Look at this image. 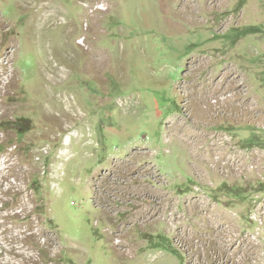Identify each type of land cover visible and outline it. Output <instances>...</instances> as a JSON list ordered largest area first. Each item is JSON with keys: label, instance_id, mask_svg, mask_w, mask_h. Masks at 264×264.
<instances>
[{"label": "rangeland", "instance_id": "1", "mask_svg": "<svg viewBox=\"0 0 264 264\" xmlns=\"http://www.w3.org/2000/svg\"><path fill=\"white\" fill-rule=\"evenodd\" d=\"M0 264H264V0H0Z\"/></svg>", "mask_w": 264, "mask_h": 264}, {"label": "bare ground", "instance_id": "2", "mask_svg": "<svg viewBox=\"0 0 264 264\" xmlns=\"http://www.w3.org/2000/svg\"><path fill=\"white\" fill-rule=\"evenodd\" d=\"M219 90H220V89H218V91H219ZM214 91H215V90H214ZM214 91H213V92H214ZM117 243L120 245V244L122 243V241H119V240H118ZM122 244H123V243H122Z\"/></svg>", "mask_w": 264, "mask_h": 264}]
</instances>
